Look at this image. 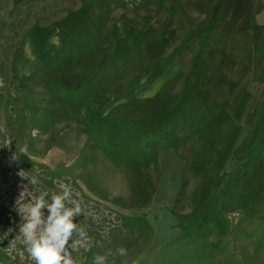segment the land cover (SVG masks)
I'll use <instances>...</instances> for the list:
<instances>
[{"label":"rangeland","instance_id":"rangeland-1","mask_svg":"<svg viewBox=\"0 0 264 264\" xmlns=\"http://www.w3.org/2000/svg\"><path fill=\"white\" fill-rule=\"evenodd\" d=\"M177 8L0 0V264H34L19 207L61 182L75 264H264V35Z\"/></svg>","mask_w":264,"mask_h":264},{"label":"clouds","instance_id":"clouds-1","mask_svg":"<svg viewBox=\"0 0 264 264\" xmlns=\"http://www.w3.org/2000/svg\"><path fill=\"white\" fill-rule=\"evenodd\" d=\"M28 178L32 185L39 184L36 175ZM58 187L60 191H40L26 211L19 207L22 216L19 232L34 264H75L70 249L87 239L85 229L74 219L85 213L80 200L74 196L71 186L61 182ZM118 252L125 255L126 249L121 247ZM103 261V256H96L94 264H103Z\"/></svg>","mask_w":264,"mask_h":264},{"label":"crops","instance_id":"crops-1","mask_svg":"<svg viewBox=\"0 0 264 264\" xmlns=\"http://www.w3.org/2000/svg\"><path fill=\"white\" fill-rule=\"evenodd\" d=\"M171 1L178 4V17L191 29L189 34L193 36L207 34V31L214 25L213 34L227 33L226 28L229 29L228 26H230V28L239 27L241 33H243V29H246L244 31L246 34L258 40L261 35H264V0ZM225 18L227 21L229 20L230 25L219 22ZM221 29H223L222 32H220ZM256 35H260L259 38L255 37ZM234 56L236 61L240 59L238 53ZM244 81H248V79L246 78Z\"/></svg>","mask_w":264,"mask_h":264}]
</instances>
